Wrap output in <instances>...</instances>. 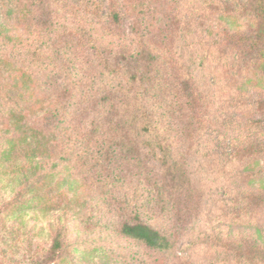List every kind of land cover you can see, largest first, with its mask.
Instances as JSON below:
<instances>
[{
  "label": "rangeland",
  "instance_id": "374dc122",
  "mask_svg": "<svg viewBox=\"0 0 264 264\" xmlns=\"http://www.w3.org/2000/svg\"><path fill=\"white\" fill-rule=\"evenodd\" d=\"M195 5V0H0V59L12 63L0 66V264H48L57 234L62 247L52 264H242L229 258V243L239 244L250 236L251 228L237 227L234 221L240 212L242 218H255L264 225V176L250 185L248 179L245 185L234 181L232 176L240 172V166H234L237 161L229 165V153L242 147L251 156L257 154L261 163L249 166V171L252 175L260 170L264 173V80L253 86L254 73H249L244 79L247 85L237 89L235 80L242 79L234 75L229 90L218 89L208 72L212 62L200 69L195 58L196 67L183 94L192 90L201 101L198 109L188 110L191 100L178 103V90L164 88L157 80L162 71L156 61L148 59L143 70V75L156 78L154 83L131 84L125 74L128 71L119 69L128 67L130 59L110 47L115 42L121 44L119 52L134 54L142 47L159 46L166 50L162 58L174 60L169 70L181 73L177 66L182 61L191 66L193 45L186 50L178 41L168 44L165 27L172 20L181 29ZM157 30L162 31L154 38ZM76 56L84 61L93 57L98 63L99 70L84 76L86 96L93 98L95 108L100 107L97 100L104 90L124 92L126 99L118 106L106 103L104 111L95 115L106 117L107 128H103L108 134L102 129L93 132L89 119L79 121L59 161L51 157L56 151L54 137L74 118L76 104L84 98L82 89L70 86L68 95L49 94L55 109L66 106L57 118L59 127L50 125L39 104L35 112L24 115L22 109L27 106L23 101L30 97L12 100L19 91L10 90L16 86L24 91L37 88L35 93L42 91L43 97L47 84H51L49 93L51 88L56 90L61 77L67 79L70 72L77 71L69 64L67 70L49 76V70L55 71L47 62L67 63ZM106 64L116 67L118 73L110 74L104 69ZM156 85L163 88V96L159 89V95L151 97L142 92ZM109 107L112 116H107ZM140 107L144 109L139 111L140 120H150L155 134L137 139L129 126L123 139L120 133L108 130L109 121L128 123ZM54 108L48 111L52 113ZM31 122L32 135L24 128ZM37 131L41 132V152L33 155L26 145ZM155 137L172 142L176 159L188 153L189 181L177 172L172 173L174 178L166 172L161 178L159 174L166 169L160 167L157 152L150 149L140 151L145 168L138 175L133 161L137 148L142 149L146 142L156 144ZM9 138L21 141L8 149L4 141ZM125 155L132 158L129 163L123 162ZM58 162L59 166L52 167ZM175 185L193 196L178 201L171 195L169 201L163 191L172 193L170 187ZM254 195L259 199H248ZM244 196L243 202H235ZM185 203L189 214L183 210ZM137 221L168 236L170 250L153 251L120 235L123 223Z\"/></svg>",
  "mask_w": 264,
  "mask_h": 264
},
{
  "label": "trees",
  "instance_id": "16d2710c",
  "mask_svg": "<svg viewBox=\"0 0 264 264\" xmlns=\"http://www.w3.org/2000/svg\"><path fill=\"white\" fill-rule=\"evenodd\" d=\"M195 2L196 5L191 9V13H187V20L181 29L176 28L172 20L171 23L167 24L165 27V32L170 36V43L168 44H173L174 41H178L183 44V48L184 46L187 48L186 50H189V46L193 45L194 49L190 50L191 55L189 57V60H192L191 66H185L184 61H182V63L180 65L178 64L177 66L179 69H182L181 73H176V71L169 70L174 60L173 58H162L164 56L161 55L166 53V50H159V46H154L153 48H150L149 46L148 48L150 49L147 50L142 47V50H137V52L134 54L130 53V51L128 54H126L119 52V49H117V47L121 48V44H116L113 42V44L111 43L110 45V47H114V51H116L117 55H123L127 59H130L127 61V64H129L128 67L122 66L123 68L119 69H122L121 72L128 71V75L127 73L125 74L126 78L131 84L136 82H140L142 85L145 82L154 83L156 78L153 79L150 76L143 75V70L146 69V63L150 61L148 59L156 61V65H160V70L162 71H158L160 78L157 80L164 88L174 87L178 90V103L183 104L186 100H191L190 104L188 105V110H192L194 108L198 109L197 104L201 101L200 98H196L194 96V92L192 90L191 93L188 92L183 94V92H187L186 89L191 82V80H189V76L191 77L192 72L195 70V58L198 60L200 69H203L206 62H212L211 67L208 68V72L213 79V83H215L218 89L225 88V90H229L234 77L235 79H242L239 83H237L235 80L234 86L237 87V89L247 85L244 79H247V74L249 73H254L252 76L254 81L251 84L253 86H257L264 80V0H195ZM194 13L195 15H193ZM117 18L118 16L115 14V19ZM156 28L157 27L154 26V30H156ZM158 31L162 30H157L155 34H152L154 38H157L160 35ZM177 33H180L178 38L176 37ZM144 35L145 34H141L143 39ZM165 38L166 35H164L163 39ZM143 42L144 41L142 40V42H138L137 44L142 46ZM81 47L83 48V51H86L83 45H81ZM158 52H161V54ZM4 59H0V66L2 62L3 66L12 64L10 61H7L6 59L5 61ZM94 59L95 58L92 57L90 61H84L79 60L76 56V59L69 60L67 63L63 62L62 60V62L60 60L48 61L47 67H51L54 69L53 71H55L52 72V70H49V76H51L50 74H55L57 72L60 73L61 71L67 70V65L71 64L73 69L82 72L83 77L80 78L77 71H75L74 74H71L70 72L67 79L61 77L60 84H55L56 86L54 88H56V90H52L51 88V92L49 91L48 93L51 84H47L46 86H49V88L47 90H43V97L41 96L42 91L38 92L37 94L35 93L37 88L31 91H24L23 89H20L22 86H16V88L10 90L11 93L19 91V93L14 97H11L12 100L23 101L22 99H24V97H30L29 101H23V103H25L27 106L22 109V113L24 115L35 112L39 104L44 113L48 114L50 125H53L52 127L55 125L59 127L58 125L60 123L57 121V118L66 111V106H62L61 111L59 109H55L53 107L54 103H52V99L54 98L49 94H53L55 92L58 95H61L62 93L68 95L70 92V86H79L82 89L81 94L84 96V98L79 104H76V108L74 110L75 115L73 116L74 118L72 121H70L69 124L65 126V120H61L64 126L61 127L60 133L56 134L54 137L55 139L53 142L56 144V151L51 155V157H60L62 154V149H64L63 154L66 152V149H68L66 142L73 139L72 132H75L76 130L75 125H79L78 122H81L83 119H89L88 122L94 126L93 132L102 129L108 134V131L106 130L107 127L105 126L106 117L100 116L96 118L95 115L104 111V106L108 105L106 103H114L118 106L120 105L121 101L126 99L125 95L122 96L124 92L121 93V91L117 90H104V96L97 100V104L100 105V107H94L95 101L92 100L93 98L88 97V95L86 96L88 93V81L86 78H84V76H88V73H93L94 69L99 70V68H96L98 63L96 62V59ZM85 64H87V66H85ZM130 66L132 67L130 68ZM111 67L112 66L109 64L104 65V69H107L110 74H117V68ZM18 70H16V72ZM231 76L234 77L231 78ZM244 76L246 77L244 78ZM161 86H150L149 88L143 89L142 92L144 95L151 97L152 94L159 95V89L163 96V92H161L163 88ZM183 88H185L184 91L182 90ZM120 93L121 95H119ZM53 108L54 110L52 113L50 110L48 111V109ZM141 109L144 110L141 107L140 109H137L138 111L135 110L134 114H132L134 120L132 119L128 123H126L123 119H118L115 122H112V120L109 121L108 130L111 132L120 133L121 138L123 139L126 138L125 136L127 134H129V126L132 128V132L135 131L134 134L137 139L144 135L155 134V127L150 120H140L139 117L142 116V114L139 111ZM113 113L114 112H110L109 107L107 116H112ZM18 116H21V114ZM45 120L46 118L44 121ZM44 126L48 125L45 123ZM24 128H27V131L30 132V135H32L35 129L32 122L28 127L26 124H24ZM61 132H63V134H61ZM85 133L87 134V130ZM40 135L41 132L37 131L35 136L31 139V143L26 145L27 149L29 150L28 152L33 155L41 152ZM84 137L85 135H83L81 138ZM0 139L2 140V138ZM20 141L21 140L19 138H9L4 141V143H6V147L9 149V146L19 143ZM154 142L157 143L151 145V143L146 142L143 144L144 146L142 149L137 148L138 152L133 158V161L136 162L138 175H141L143 172L142 170L145 168L142 162L144 161V158L141 157L142 155L140 154V151L150 149V151L152 150L157 152L156 154L159 155L158 159H160L159 161L161 162L160 167H165L164 169H166L165 171H160L161 174L159 175L161 178L164 172L171 174L173 178L175 175L172 173L177 172L181 177H184L185 181H189L188 173L190 170L188 164L190 163H186L187 161H190L187 158L188 153L187 155L182 153L181 157L176 159L173 156V146L170 140L166 141L155 137ZM162 142L163 144H161ZM121 146L125 149L124 143ZM247 150L243 149L242 147H237L233 152H231V154L229 153V165L234 161H237L238 163L234 166H240V172L232 177L234 178V181H237L241 185H245L247 179V185H250L252 181L264 176L262 170L258 171V173L255 175L250 173L249 166H259V163H261V158L257 154H253V156H251ZM62 159L63 157L58 158L59 161ZM131 159H128L125 155L123 162L129 163ZM57 166H59V162L52 164V167L54 168ZM176 186L178 185L170 187L172 193H170V190H166L167 194H165L166 191H163V195L165 198L168 196L169 199H167L169 201L171 195H174L176 198H178V201H182V197H184V199L186 197L187 200V198L189 199L193 196L189 193L188 197V193H186L181 187ZM254 189L259 190L258 187H254ZM254 192L257 193L256 191ZM258 196L254 195V198L248 197V199H259ZM245 198L246 196L237 198L235 202H243ZM183 210L187 211V214L191 212L186 203L183 207ZM244 216L247 215L245 214ZM253 219L255 218H242V214L237 212V220L234 221V225L241 228L251 229L249 231L250 236L239 241V244L234 245L229 243V258L231 260L238 261L242 264H264V225H262L260 221L256 222V219ZM119 233L120 235L143 244L150 250L157 252H167L170 250L172 245V241L168 236L161 234L154 228L138 221L132 223H123L120 227ZM61 247L60 234H57L56 238L54 239L53 246L50 249L49 258L47 260L48 264H52L57 260Z\"/></svg>",
  "mask_w": 264,
  "mask_h": 264
}]
</instances>
